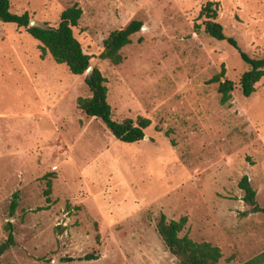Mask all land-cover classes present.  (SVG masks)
Wrapping results in <instances>:
<instances>
[{"label":"rangeland","instance_id":"rangeland-1","mask_svg":"<svg viewBox=\"0 0 264 264\" xmlns=\"http://www.w3.org/2000/svg\"><path fill=\"white\" fill-rule=\"evenodd\" d=\"M210 1L226 36L264 56V0H10L13 13L49 26L77 4L73 33L107 80L113 119L151 125L139 142L116 140L77 108L90 95L86 73L0 21V242L10 222L17 244L0 264H179L156 231L161 214L186 216L180 236L218 246L219 264L264 251V213L241 216L238 186L247 175L264 208V77L242 94L248 66L238 49L204 32ZM132 19L144 29L122 62L100 59L104 40ZM222 66L235 83L226 104L211 81ZM88 254L98 259L77 260Z\"/></svg>","mask_w":264,"mask_h":264},{"label":"trees","instance_id":"trees-1","mask_svg":"<svg viewBox=\"0 0 264 264\" xmlns=\"http://www.w3.org/2000/svg\"><path fill=\"white\" fill-rule=\"evenodd\" d=\"M81 15L82 9L77 4H73L61 12L56 26H49L44 23L45 28L31 27L29 26L31 17L27 11L22 14L13 13L10 0H0V21L25 28L29 35L40 42V49L43 54L49 53L56 63L65 64L73 75H82L91 66V56L83 51L80 42L73 33V28L78 25ZM217 15L214 2H208L201 9L199 17L204 18L202 21L204 32L218 41H227L238 49L240 57L248 66L240 77L239 86L242 94L249 97L256 91V84L264 77V56L251 57L242 51L234 38L226 36L222 24L216 20ZM142 26L143 23L140 20L132 19L123 28L112 31L104 40L103 50L99 55L100 59L108 60L114 65L120 64L122 62L121 49L131 42L132 36L138 33ZM106 81L100 70L97 67H92L90 75L85 77L90 95L78 97L76 100L77 108L87 117L101 120L118 141L136 143L143 140L145 130L151 125L150 119L143 116L122 121L113 119L112 109L107 99ZM211 81L218 83L220 102L222 104L228 103L235 83L225 77L223 66ZM48 186L50 188V182H48ZM238 186L244 193L242 200L247 206L240 213L241 216L264 213V208L258 204L256 191L247 175L242 176ZM18 198L19 193L16 191L12 194L10 215H13L16 210ZM186 222V216L178 220H167L164 214L159 216L156 231L167 250L177 258L179 264H219L222 253L218 246L207 241L195 242L186 235L180 236ZM5 228L7 237L0 242V257L17 245L12 224L8 222ZM95 259H98V256L88 254L77 260ZM62 260L72 261L73 258H63ZM242 264H264V251Z\"/></svg>","mask_w":264,"mask_h":264},{"label":"water","instance_id":"water-1","mask_svg":"<svg viewBox=\"0 0 264 264\" xmlns=\"http://www.w3.org/2000/svg\"><path fill=\"white\" fill-rule=\"evenodd\" d=\"M29 26H31V27H38V28H45V25L44 24L39 23V22L35 21L32 18L29 21ZM141 29H144V26H142ZM91 70H92V66H90L87 69V71L85 72L86 73V76H89L90 75Z\"/></svg>","mask_w":264,"mask_h":264}]
</instances>
